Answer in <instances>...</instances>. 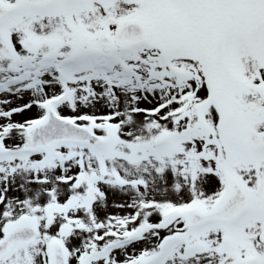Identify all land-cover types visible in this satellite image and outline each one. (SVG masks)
Segmentation results:
<instances>
[{
	"label": "snow or ice",
	"instance_id": "1",
	"mask_svg": "<svg viewBox=\"0 0 264 264\" xmlns=\"http://www.w3.org/2000/svg\"><path fill=\"white\" fill-rule=\"evenodd\" d=\"M0 264H264V0H0Z\"/></svg>",
	"mask_w": 264,
	"mask_h": 264
}]
</instances>
